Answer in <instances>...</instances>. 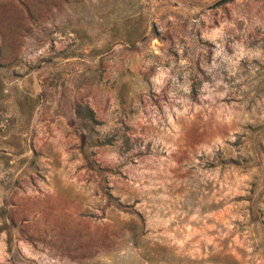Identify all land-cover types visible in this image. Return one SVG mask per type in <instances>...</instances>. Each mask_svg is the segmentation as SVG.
<instances>
[{
	"label": "rangeland",
	"instance_id": "1",
	"mask_svg": "<svg viewBox=\"0 0 264 264\" xmlns=\"http://www.w3.org/2000/svg\"><path fill=\"white\" fill-rule=\"evenodd\" d=\"M0 44V264H264V0H0Z\"/></svg>",
	"mask_w": 264,
	"mask_h": 264
},
{
	"label": "trees",
	"instance_id": "2",
	"mask_svg": "<svg viewBox=\"0 0 264 264\" xmlns=\"http://www.w3.org/2000/svg\"><path fill=\"white\" fill-rule=\"evenodd\" d=\"M1 45L2 44H0V47H1ZM0 54H1V50H0ZM75 113L77 116H81V117L85 116L88 119H92V112L90 111V109H88V107H80L79 108L78 106H76ZM259 145H260L259 141L256 140L252 147L246 149L247 155L242 156L241 158H238L239 157L238 156L236 159H231L229 157L228 160H230L232 163H237V164L242 163L243 167L248 168V169L251 168L253 165H259V163H258V160L260 159L259 154L262 151L261 146H259ZM217 156L218 155L215 156V159L219 160V162H223V160H224L223 157H219V156L217 157ZM91 163L92 162L87 160V164L89 166H92ZM96 170L98 172H100V171H103L104 169L103 168L99 169L97 167ZM251 213H253L252 218L256 219L257 216H256L255 209L251 208ZM258 223L262 224V221H259Z\"/></svg>",
	"mask_w": 264,
	"mask_h": 264
}]
</instances>
